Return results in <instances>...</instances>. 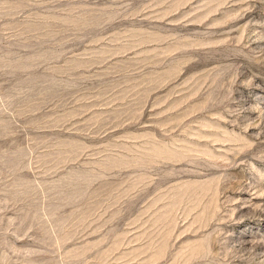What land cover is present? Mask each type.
<instances>
[{
	"label": "rangeland",
	"instance_id": "1",
	"mask_svg": "<svg viewBox=\"0 0 264 264\" xmlns=\"http://www.w3.org/2000/svg\"><path fill=\"white\" fill-rule=\"evenodd\" d=\"M0 264H264V0H0Z\"/></svg>",
	"mask_w": 264,
	"mask_h": 264
}]
</instances>
